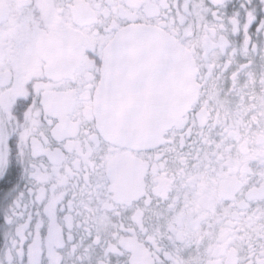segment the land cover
I'll list each match as a JSON object with an SVG mask.
<instances>
[{
    "label": "snow or ice",
    "instance_id": "6c2138e0",
    "mask_svg": "<svg viewBox=\"0 0 264 264\" xmlns=\"http://www.w3.org/2000/svg\"><path fill=\"white\" fill-rule=\"evenodd\" d=\"M0 264H264V0H0Z\"/></svg>",
    "mask_w": 264,
    "mask_h": 264
}]
</instances>
